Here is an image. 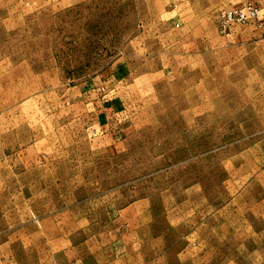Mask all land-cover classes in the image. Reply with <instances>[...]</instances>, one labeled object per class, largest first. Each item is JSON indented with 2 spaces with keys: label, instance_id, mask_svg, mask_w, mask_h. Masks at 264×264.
<instances>
[{
  "label": "rangeland",
  "instance_id": "1",
  "mask_svg": "<svg viewBox=\"0 0 264 264\" xmlns=\"http://www.w3.org/2000/svg\"><path fill=\"white\" fill-rule=\"evenodd\" d=\"M229 1L0 0V264L102 262L140 208L147 254L197 233L264 264V33ZM81 95L105 122L58 112Z\"/></svg>",
  "mask_w": 264,
  "mask_h": 264
},
{
  "label": "crops",
  "instance_id": "2",
  "mask_svg": "<svg viewBox=\"0 0 264 264\" xmlns=\"http://www.w3.org/2000/svg\"><path fill=\"white\" fill-rule=\"evenodd\" d=\"M230 2V1H229ZM253 4L259 8L258 22L262 27V32L264 33V0H231L230 5L233 7L243 8L247 4ZM239 8V9H240ZM255 36V34L253 33ZM240 36L239 38H241ZM234 39H238L237 36ZM9 90V91H8ZM87 93V92H86ZM88 93H90L88 91ZM6 95H11L13 97V90L8 86L6 88ZM81 95L70 96V100L66 102V106L62 107L58 112H64L69 115L70 119H75L78 116L84 117V119L90 122L93 119L94 114L92 110L88 109L90 105H97L99 111L95 114L96 118H102V121H106L108 110L106 107L112 105L108 101H104L105 104L101 103L100 100L94 102L96 98ZM10 100V99H9ZM12 100V98H11ZM103 102V101H102ZM108 103V104H107ZM106 106V107H105ZM79 108L82 110L79 114ZM56 113H51L49 118L55 116ZM102 115V116H101ZM0 119H5V133L6 135L12 133L13 131V102L11 101V106H7L5 113L0 115ZM98 123V122H96ZM102 128V129H101ZM108 135V125L103 127L97 126L95 131H90L89 137H105ZM264 204V203H263ZM264 208V207H263ZM124 211V210H123ZM150 213V214H149ZM147 214L146 208L139 209L137 212L125 214L122 211H118L119 218L118 226L114 231L118 232L116 234L117 243L112 244L109 247L110 254L102 262H95V264H247V258L236 253H228L225 249H222L223 241L221 239H201L197 233L189 234L188 237H184L182 245L174 251L170 252L169 246H163L162 248H155L151 250L150 254L144 252L143 239L140 235L143 231H149L152 233V241L158 242L162 241L161 237L166 238V234L162 235L158 230L154 229L153 223L154 218H152L151 211ZM214 217L216 215H213ZM262 221H264V213L261 214ZM205 225V224H203ZM202 225V226H203ZM210 230L221 231L222 226L213 223L208 226ZM153 228V229H152ZM113 231V232H114ZM131 235H126L127 232ZM164 233V232H163ZM121 236V237H120ZM192 237V238H191ZM169 250V251H168ZM68 264H90L88 260L79 259L75 256H70L67 258Z\"/></svg>",
  "mask_w": 264,
  "mask_h": 264
},
{
  "label": "built area",
  "instance_id": "3",
  "mask_svg": "<svg viewBox=\"0 0 264 264\" xmlns=\"http://www.w3.org/2000/svg\"><path fill=\"white\" fill-rule=\"evenodd\" d=\"M259 16V8L253 4H247L245 7L229 11L223 14L222 27L231 24H247L249 21H257ZM105 89H103L104 91Z\"/></svg>",
  "mask_w": 264,
  "mask_h": 264
}]
</instances>
